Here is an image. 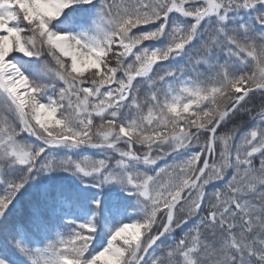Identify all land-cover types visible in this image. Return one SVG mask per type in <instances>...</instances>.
Instances as JSON below:
<instances>
[{
	"label": "snow or ice",
	"instance_id": "snow-or-ice-1",
	"mask_svg": "<svg viewBox=\"0 0 264 264\" xmlns=\"http://www.w3.org/2000/svg\"><path fill=\"white\" fill-rule=\"evenodd\" d=\"M0 264H264V0H0Z\"/></svg>",
	"mask_w": 264,
	"mask_h": 264
}]
</instances>
